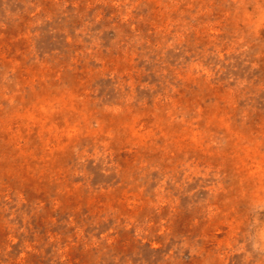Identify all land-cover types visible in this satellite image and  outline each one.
Returning <instances> with one entry per match:
<instances>
[{"label":"rangeland","instance_id":"1","mask_svg":"<svg viewBox=\"0 0 264 264\" xmlns=\"http://www.w3.org/2000/svg\"><path fill=\"white\" fill-rule=\"evenodd\" d=\"M0 264H264V0H0Z\"/></svg>","mask_w":264,"mask_h":264}]
</instances>
